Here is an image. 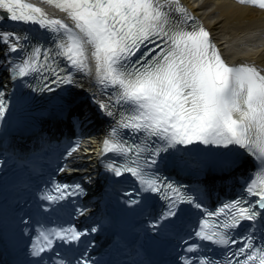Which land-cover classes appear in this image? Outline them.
Returning <instances> with one entry per match:
<instances>
[{
    "label": "snow or ice",
    "instance_id": "snow-or-ice-1",
    "mask_svg": "<svg viewBox=\"0 0 264 264\" xmlns=\"http://www.w3.org/2000/svg\"><path fill=\"white\" fill-rule=\"evenodd\" d=\"M48 2L67 13L73 25L64 19L49 17L43 8L27 0H0V10H4L0 21L10 18L25 23L38 22L51 29L58 34L55 55L66 57L77 70L91 71L88 63L91 49L99 83L115 92L109 101L99 100L98 104L109 116L118 117L116 127L104 141V151L126 156L123 167L109 164L116 175L130 172L146 190L159 192V180L146 170L157 162L168 145H190L194 141L233 146L234 150L238 145L255 157L259 170L254 178H249L246 192L256 199L250 201L241 196L216 211H207L195 231L201 241L223 246L226 257L217 261L202 254L197 264H264V245L257 247L253 236L241 223L257 218L264 222V213L256 209L258 204L259 209L264 210V70L250 64L230 66L226 63L213 44L210 31L199 22L186 23L195 21V17L188 14L179 0ZM241 3L264 9V0H241ZM177 11L180 17L174 15ZM13 37L15 41L26 38L14 31L0 33V39L9 43L12 51L21 49L25 53L21 62L12 68L14 77L27 76L38 71L42 64L48 65L52 49L41 59V46L27 52L21 44L13 42ZM52 63L55 64V60ZM45 70L55 71L54 68ZM57 76L61 83L74 82L70 71L67 77L59 73ZM111 100H115V104ZM6 112V101L0 93V120ZM120 129L130 132L121 134ZM136 134H143V147L124 140V136ZM153 137L156 140H151ZM157 141L159 147L149 148V142ZM145 151L150 153L151 164L142 157ZM75 188L83 192L79 184ZM167 188L176 198L169 201L168 209L155 224L167 217H176L182 211L179 207L182 202L203 208L195 196L182 193L172 184H167ZM222 214V221L210 219ZM233 229L241 231L234 236ZM49 235L77 240L82 233L72 229ZM237 236L243 243L233 251L229 246L237 244ZM44 241L43 245H33L34 255L39 256L53 243L48 235L44 236ZM204 248L206 245L200 243L187 245L188 251ZM182 259L192 264L191 257ZM83 264L89 262L84 260Z\"/></svg>",
    "mask_w": 264,
    "mask_h": 264
},
{
    "label": "bare ground",
    "instance_id": "bare-ground-1",
    "mask_svg": "<svg viewBox=\"0 0 264 264\" xmlns=\"http://www.w3.org/2000/svg\"><path fill=\"white\" fill-rule=\"evenodd\" d=\"M180 2L198 16L231 61L248 60L264 68V11L233 0Z\"/></svg>",
    "mask_w": 264,
    "mask_h": 264
}]
</instances>
